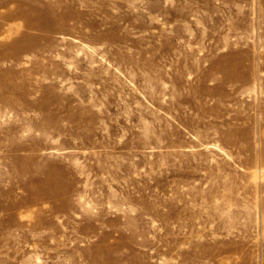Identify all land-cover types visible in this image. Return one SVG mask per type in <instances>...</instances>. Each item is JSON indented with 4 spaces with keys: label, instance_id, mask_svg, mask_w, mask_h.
Masks as SVG:
<instances>
[{
    "label": "rangeland",
    "instance_id": "374dc122",
    "mask_svg": "<svg viewBox=\"0 0 264 264\" xmlns=\"http://www.w3.org/2000/svg\"><path fill=\"white\" fill-rule=\"evenodd\" d=\"M0 264H264V0H0Z\"/></svg>",
    "mask_w": 264,
    "mask_h": 264
}]
</instances>
